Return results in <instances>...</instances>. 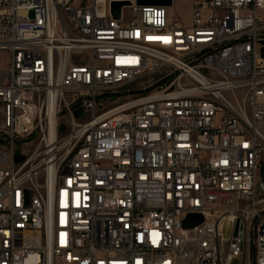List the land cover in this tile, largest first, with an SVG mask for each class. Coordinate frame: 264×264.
<instances>
[{"label":"built area","instance_id":"built-area-1","mask_svg":"<svg viewBox=\"0 0 264 264\" xmlns=\"http://www.w3.org/2000/svg\"><path fill=\"white\" fill-rule=\"evenodd\" d=\"M112 1L0 0V264H264V0Z\"/></svg>","mask_w":264,"mask_h":264},{"label":"water","instance_id":"water-1","mask_svg":"<svg viewBox=\"0 0 264 264\" xmlns=\"http://www.w3.org/2000/svg\"><path fill=\"white\" fill-rule=\"evenodd\" d=\"M132 2L129 0H113L111 2V14L113 19L120 21L123 16V10L125 8L132 7ZM136 5L139 7H165L172 8L174 5V0H136ZM262 56L264 57V50L262 51ZM15 161L21 163L23 157L16 156ZM204 221L201 215H189L183 223L184 228L193 229Z\"/></svg>","mask_w":264,"mask_h":264},{"label":"rangeland","instance_id":"rangeland-1","mask_svg":"<svg viewBox=\"0 0 264 264\" xmlns=\"http://www.w3.org/2000/svg\"><path fill=\"white\" fill-rule=\"evenodd\" d=\"M129 10L125 11V18H129ZM171 14H174V18H178L183 22H188L190 18V2L189 0H176L173 8L171 9ZM8 64L7 53L0 50V69H4ZM262 179H264L262 177Z\"/></svg>","mask_w":264,"mask_h":264},{"label":"crops","instance_id":"crops-1","mask_svg":"<svg viewBox=\"0 0 264 264\" xmlns=\"http://www.w3.org/2000/svg\"><path fill=\"white\" fill-rule=\"evenodd\" d=\"M190 2V1H189ZM174 14H172V16H173ZM190 15H191V2H190ZM174 17V16H173Z\"/></svg>","mask_w":264,"mask_h":264}]
</instances>
